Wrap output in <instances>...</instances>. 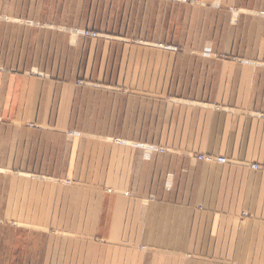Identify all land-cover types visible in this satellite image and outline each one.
Returning <instances> with one entry per match:
<instances>
[{
  "label": "crops",
  "instance_id": "1",
  "mask_svg": "<svg viewBox=\"0 0 264 264\" xmlns=\"http://www.w3.org/2000/svg\"><path fill=\"white\" fill-rule=\"evenodd\" d=\"M261 115L264 0H0V264H264Z\"/></svg>",
  "mask_w": 264,
  "mask_h": 264
},
{
  "label": "built area",
  "instance_id": "2",
  "mask_svg": "<svg viewBox=\"0 0 264 264\" xmlns=\"http://www.w3.org/2000/svg\"><path fill=\"white\" fill-rule=\"evenodd\" d=\"M90 35L93 36V37L98 36L97 33H91ZM261 118L264 119V115H261ZM197 160L205 161V162H217V163H220V164H224V163H226L228 161L225 157H214L212 155H206V154L197 155ZM252 168L257 170L259 168V166L258 165H252Z\"/></svg>",
  "mask_w": 264,
  "mask_h": 264
}]
</instances>
